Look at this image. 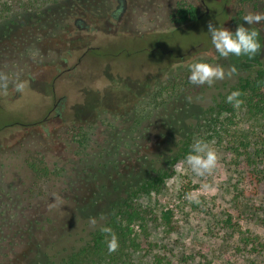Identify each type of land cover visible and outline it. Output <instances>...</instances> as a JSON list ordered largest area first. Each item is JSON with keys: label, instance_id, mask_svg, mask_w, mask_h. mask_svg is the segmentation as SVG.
<instances>
[{"label": "rangeland", "instance_id": "374dc122", "mask_svg": "<svg viewBox=\"0 0 264 264\" xmlns=\"http://www.w3.org/2000/svg\"><path fill=\"white\" fill-rule=\"evenodd\" d=\"M4 1L8 0H0V6ZM182 1L186 0H123L120 9L118 0H83L82 12L41 39L33 66L17 70L7 85L0 79V189L12 183L14 191H20L17 183L30 175L28 163L42 160L40 166L62 167L63 178L78 177L80 194L96 199L108 190L107 174L112 172L106 165L116 157H104L99 148L74 155L64 138L66 129L129 116L156 83L194 61L209 60L231 72L240 57L216 62L219 54L211 44L208 24L234 31L239 8L242 14H264V0H246L244 5L242 0H187L200 15L177 26L171 17ZM251 27L261 35L263 55L264 21ZM235 69L215 83L234 79L241 72ZM18 84H23L21 91ZM200 93L193 94L194 100ZM175 111V121H187L200 112L188 98ZM233 120L237 133L250 140L252 149H259V121L244 107L237 108ZM163 141L148 146L149 139L143 138L139 143L153 154ZM208 143L218 156L213 170L197 176L181 159L161 192L142 198L143 206L156 213L170 209L175 229L166 232L149 221V239L158 245L134 254L135 264H153V253L164 258L162 264H264V154L245 167L226 142ZM187 190L195 200L186 199ZM5 200L0 197V206H32L25 213L54 206L37 201L4 205Z\"/></svg>", "mask_w": 264, "mask_h": 264}, {"label": "trees", "instance_id": "16d2710c", "mask_svg": "<svg viewBox=\"0 0 264 264\" xmlns=\"http://www.w3.org/2000/svg\"><path fill=\"white\" fill-rule=\"evenodd\" d=\"M82 1L8 0L1 3L0 79L5 85L18 71L33 66L41 39L55 34L72 16L82 12ZM245 2L242 0L241 4ZM242 12L239 8V24L246 23L242 20L245 15ZM199 15L196 7L186 0L176 5L171 18L180 26L195 21ZM259 53L251 58L240 57L234 67L241 72L230 81L220 84L215 81L212 86L192 85L188 81L187 68L156 83L133 106L129 116L119 115L66 129L64 138L72 146L74 155L85 151L88 155L90 149L99 148L104 157H116L106 165L112 172L107 174L108 190L91 200L80 194L78 177H62V167L52 169L44 163L40 166L38 163L42 160L28 163L30 175L17 183L22 186L20 191H14L12 183L5 189L1 186L0 197L6 198L4 205L37 201L54 206L26 213L24 210L32 206H0V264L4 261L14 264H135L134 254L153 250L158 242L149 239L147 223L160 224L166 232L173 231L175 225L170 209L156 213L143 206L142 198L161 192L166 181L174 176L176 163L185 159L196 140L226 142L235 160L243 161L245 167H251L264 154V54ZM225 61L220 56L216 60L221 64H226ZM234 90L241 93L239 107H244L259 121L261 133L255 141L259 149H252L250 140L234 128L233 116L237 108L225 99ZM199 92L201 95L194 100L193 94ZM183 97L198 104L200 112L187 121H175V107ZM143 138L149 139L148 146H156L158 140L164 141L151 154L139 143ZM184 192L189 193L188 190ZM102 227H110L116 234L118 247L115 251L108 250L111 237L101 231ZM163 261L160 254L153 253V264Z\"/></svg>", "mask_w": 264, "mask_h": 264}, {"label": "clouds", "instance_id": "9594fccd", "mask_svg": "<svg viewBox=\"0 0 264 264\" xmlns=\"http://www.w3.org/2000/svg\"><path fill=\"white\" fill-rule=\"evenodd\" d=\"M242 20L245 24L237 25L234 31L224 26H213L208 24V34L210 35L211 44L215 48L220 57L227 58L229 56L249 58L255 56L262 49L257 29L251 27L253 24H259L264 21V14L248 12L243 15ZM189 76L188 81L192 85H208L212 86L215 81L223 80L227 75L236 71L235 67H231V72L226 73L220 64H212L206 61H194L188 65ZM23 89V84L17 85V91ZM241 93L239 90L230 92L226 99V103L231 104L234 108H238L242 101L239 99ZM218 156L214 147L203 140L198 139L191 145V151L186 155L185 162L190 166L191 171L197 176H204L213 170L217 164ZM186 199L195 200L191 193H186ZM94 225L95 219L91 220ZM101 231L110 235L108 240V250L115 251L118 247L117 236L110 227H102Z\"/></svg>", "mask_w": 264, "mask_h": 264}, {"label": "flooded vegetation", "instance_id": "af4514ba", "mask_svg": "<svg viewBox=\"0 0 264 264\" xmlns=\"http://www.w3.org/2000/svg\"><path fill=\"white\" fill-rule=\"evenodd\" d=\"M118 1H119V6L118 7H120V9H122L123 8V0H118ZM78 20L79 19H76L75 22H77ZM61 99L62 98L57 99V101H55L54 105L56 106L60 102Z\"/></svg>", "mask_w": 264, "mask_h": 264}]
</instances>
